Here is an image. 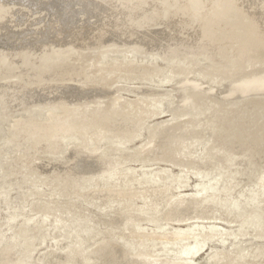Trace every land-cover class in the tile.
Here are the masks:
<instances>
[{
    "label": "rangeland",
    "instance_id": "rangeland-1",
    "mask_svg": "<svg viewBox=\"0 0 264 264\" xmlns=\"http://www.w3.org/2000/svg\"><path fill=\"white\" fill-rule=\"evenodd\" d=\"M82 1L85 14L71 10ZM41 2L0 0V72L28 67L0 90L31 83L41 97L72 101L51 111L86 159L117 160L91 167L159 261L264 264V100L253 102L264 98V41L256 36L264 25L255 7ZM64 11L72 12L62 26Z\"/></svg>",
    "mask_w": 264,
    "mask_h": 264
},
{
    "label": "water",
    "instance_id": "water-1",
    "mask_svg": "<svg viewBox=\"0 0 264 264\" xmlns=\"http://www.w3.org/2000/svg\"><path fill=\"white\" fill-rule=\"evenodd\" d=\"M0 264H161L33 84L0 90Z\"/></svg>",
    "mask_w": 264,
    "mask_h": 264
},
{
    "label": "bare ground",
    "instance_id": "bare-ground-1",
    "mask_svg": "<svg viewBox=\"0 0 264 264\" xmlns=\"http://www.w3.org/2000/svg\"><path fill=\"white\" fill-rule=\"evenodd\" d=\"M31 1H33V0H31ZM36 1V0H35ZM44 1H46V0H42V2L41 3H43ZM48 1V0H47ZM248 2L251 4V5H253L254 7H255V10H256V15L258 16V18L261 20V22H263V24L262 25H264V0H248ZM89 3H87V2H85V1H82V3H78L77 5H76V7L74 6L71 10H77V8H78V11L81 13V14H85V11H86V7H87V5H88ZM80 8V9H79ZM168 11H170V10H168ZM72 11H64V15L62 14V15H59V17H58V19L57 20H61V22H62V26H63V23H64V20H65V15H69L70 13H71ZM124 11L123 10H120V8H119V11H118V14H120V15H125V16H127L126 15V13H123ZM80 13H78V14H80ZM124 16V17H125ZM38 19H44V20H46V18H38ZM62 19H64V20H62ZM71 19V18H70ZM128 19H130L129 17H128ZM67 20V19H66ZM68 21V20H67ZM66 21V22H67ZM67 24V23H66ZM140 24L141 25H145V24H143L142 22H140ZM14 25L15 26H22V24H20V21H17L16 20V23H14ZM141 25H138L139 27L141 26ZM5 27V26H4ZM264 27V26H263ZM0 29H1V27H0ZM46 31H49V32H54V33H56V32H58V33H66L65 32V30H42V32H40V34H43V33H45ZM79 31V30H78ZM39 33V32H38ZM68 33V32H67ZM256 36L257 37H259L261 40H263L264 41V30H260V31H256ZM58 41H59V39H57V41L56 42H54L53 41V39H51V42H50V44H51V46H71L73 49H75L74 48V42H72V41H67V42H65V40H60V42L58 43ZM54 42V43H53ZM125 43V42H124ZM108 44H110V43H105V44H103V45H101V46H99V47H103V46H105V45H108ZM112 44V43H111ZM115 44H117V43H115ZM126 44V43H125ZM118 45H120V44H118ZM129 46H131V47H134L133 45H129ZM82 48H84V47H82ZM134 48H136V47H134ZM85 49H87V48H85ZM136 49H138V50H141V48H139V47H137ZM145 50V49H144ZM143 52H154L153 50H145V51H143ZM4 59V58H3ZM8 63H11V64H14L15 62H21V61H19V60H12V59H9L8 61H7ZM32 64V63H31ZM33 65V64H32ZM41 62H38V64L36 65V66H38L37 68H40L41 69ZM21 66H23V64L21 65ZM19 67L18 69H16V70H6V71H4V73L2 74L1 72H0V86L1 87H4V84L5 85H9V84H13V83H15L16 81H14V82H11V83H9V82H6L5 80H3L4 78H6V77H8V76H18L21 72H19V71H22V69H24V68H28V67H25V66H23V67ZM34 67V66H33ZM32 69V68H31ZM16 72H18L19 74H15ZM28 74H29V76L30 75H32L33 76V79H35V76H36V74H37V72H27ZM47 77H48V75H47ZM17 80H21L20 78H18ZM31 84V83H30ZM27 85H28V83H27ZM39 84H37L36 85V87L38 86ZM9 87V86H8ZM7 87V88H8ZM38 88V87H37ZM44 97H42L43 98V100L46 102V104L48 105V107L50 108V105L51 104H54V103H62V104H66V105H71V106H73V103H72V101L71 100H69V99H66V100H62L61 98H58V97H56L57 96V94L55 93V92H53L52 94L51 93H49V92H44ZM51 97H53V98H51ZM55 98H57L58 100H55ZM254 101L253 102H257L258 103V105L259 106H261V102L264 100V98H262V97H260V98H257L256 100L255 99H253ZM262 100V101H261ZM50 109H53V108H50ZM58 109H60L59 107H58ZM199 109L197 108V110L196 111H198ZM209 126V125H208ZM67 127V126H66ZM111 128H116V129H119V128H117L118 127V125L116 124V123H114V124H112V126H110ZM123 128V127H122ZM139 157V156H138ZM160 157V156H159ZM161 158V157H160ZM162 159H165V158H162ZM88 162H89V164L91 165V166H99V167H103V168H109V167H113L114 165H115V163H116V161L117 160H115L113 157H105V156H102V154L101 155H99V156H93V157H91V158H89V159H86ZM253 168H254V166L253 165H250V164H248V165H246L245 167H243L242 168V172H240L239 173V179L241 178V180H244V182L243 183H247L248 181H247V179H249V178H251V176H252V171H253ZM239 171V170H238ZM234 181V180H233ZM261 181H262V183L264 182V177H262V179H261ZM233 184H237L235 181L233 182ZM167 218H170V216L168 215L167 216ZM225 219H228V220H231V219H229L228 217H225ZM238 219H237V217H236V221H237ZM202 234V233H201ZM198 235V234H197ZM196 235V236H197ZM200 236V235H199ZM202 237V236H201ZM200 237V238H201ZM161 264H184V263H179V262H177V261H175V260H166V259H160V261H159Z\"/></svg>",
    "mask_w": 264,
    "mask_h": 264
}]
</instances>
